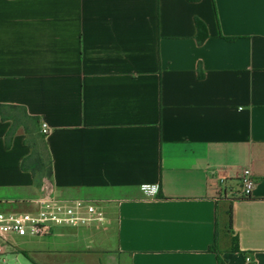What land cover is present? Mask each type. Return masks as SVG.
<instances>
[{"label":"crops","instance_id":"0c3cea01","mask_svg":"<svg viewBox=\"0 0 264 264\" xmlns=\"http://www.w3.org/2000/svg\"><path fill=\"white\" fill-rule=\"evenodd\" d=\"M0 104L45 123L52 162L36 187L0 119V212L52 195L111 222L34 238V264H264V0H0Z\"/></svg>","mask_w":264,"mask_h":264},{"label":"built area","instance_id":"2783aa9c","mask_svg":"<svg viewBox=\"0 0 264 264\" xmlns=\"http://www.w3.org/2000/svg\"><path fill=\"white\" fill-rule=\"evenodd\" d=\"M41 134L48 128L40 123ZM244 171L241 179V195H251L254 181ZM153 192V191H152ZM32 208L26 211L0 212V256L7 253L19 254L16 239L47 238L57 229L90 230L107 233L111 222L103 205L97 201L57 199L52 195H42L30 202ZM247 263L252 262L245 257ZM0 264H6L1 260Z\"/></svg>","mask_w":264,"mask_h":264},{"label":"trees","instance_id":"16d2710c","mask_svg":"<svg viewBox=\"0 0 264 264\" xmlns=\"http://www.w3.org/2000/svg\"><path fill=\"white\" fill-rule=\"evenodd\" d=\"M197 35L201 41L206 37L204 25L196 21ZM0 119L2 121H10L11 126L5 134L4 145L9 148L11 140L19 131L25 136L24 143L30 148V154L21 162V169L29 172L33 178L34 185L41 187L50 183L52 177V162L45 141V135L41 134L39 126V118L30 116L25 109L16 105L0 104ZM157 195L160 196L158 190ZM232 220L229 214L228 230L231 232ZM237 240L232 237V252H236ZM218 264L224 262L217 256Z\"/></svg>","mask_w":264,"mask_h":264},{"label":"rangeland","instance_id":"374dc122","mask_svg":"<svg viewBox=\"0 0 264 264\" xmlns=\"http://www.w3.org/2000/svg\"><path fill=\"white\" fill-rule=\"evenodd\" d=\"M16 243H18V248L20 250H30V249H38L44 248V245H40L38 240L34 238H23L16 239ZM50 248V247H49ZM46 249V247H45ZM53 250V249H51ZM58 251L64 250L63 248H57ZM4 260L6 264H34L33 261L24 255V252L20 251L19 254L7 253L3 256H0V262ZM33 260L37 264H98L88 257H84L79 259L74 258L69 254H59V253H48L43 257V260L40 262L37 258L33 257Z\"/></svg>","mask_w":264,"mask_h":264}]
</instances>
